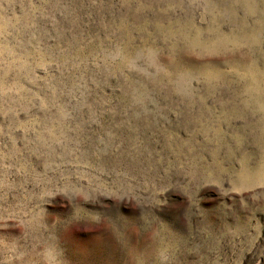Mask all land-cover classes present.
I'll list each match as a JSON object with an SVG mask.
<instances>
[{"label": "rangeland", "instance_id": "rangeland-1", "mask_svg": "<svg viewBox=\"0 0 264 264\" xmlns=\"http://www.w3.org/2000/svg\"><path fill=\"white\" fill-rule=\"evenodd\" d=\"M0 264H264V0H0Z\"/></svg>", "mask_w": 264, "mask_h": 264}]
</instances>
